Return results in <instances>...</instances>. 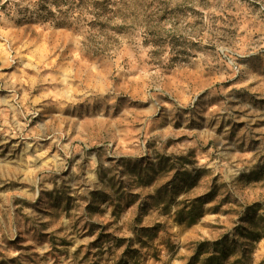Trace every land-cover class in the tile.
<instances>
[{"label":"rangeland","instance_id":"obj_1","mask_svg":"<svg viewBox=\"0 0 264 264\" xmlns=\"http://www.w3.org/2000/svg\"><path fill=\"white\" fill-rule=\"evenodd\" d=\"M119 1L0 0V264H264V0Z\"/></svg>","mask_w":264,"mask_h":264},{"label":"trees","instance_id":"obj_2","mask_svg":"<svg viewBox=\"0 0 264 264\" xmlns=\"http://www.w3.org/2000/svg\"><path fill=\"white\" fill-rule=\"evenodd\" d=\"M81 1V0H80ZM139 0H126V1H119L117 4L112 5L115 7L114 11L110 10L115 16L118 15L117 20H119L118 25H112L111 30L116 34L121 33L122 29L129 28L130 26L135 27L138 22V11L140 10L139 5L137 4ZM107 2L103 3V9H107ZM204 246V244H201ZM197 255V253L195 254ZM214 259L213 264H218V257L215 258H206L205 261L207 264H210L211 261Z\"/></svg>","mask_w":264,"mask_h":264}]
</instances>
